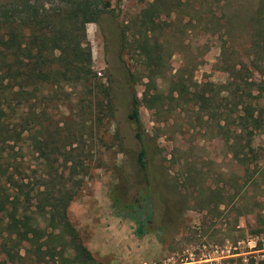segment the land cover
I'll list each match as a JSON object with an SVG mask.
<instances>
[{
    "label": "rangeland",
    "instance_id": "obj_1",
    "mask_svg": "<svg viewBox=\"0 0 264 264\" xmlns=\"http://www.w3.org/2000/svg\"><path fill=\"white\" fill-rule=\"evenodd\" d=\"M148 1L110 0L101 20L85 23L92 68L96 80L111 92L112 116L98 110L96 89L87 86H63L32 100L36 113L47 112L40 121L47 130L43 137L51 136L50 142L56 139L62 150L71 151V163L83 161L88 166L83 177L78 172L81 168H74L81 186L68 204V218L92 258L101 264H257L264 256V247L258 245L262 235L256 234V213L264 216V168L243 188L235 187L234 179L240 185L244 173L215 126L218 113L211 119L213 127L205 129L197 124L190 108L176 107L166 120L156 123L151 110L140 106L152 137L148 139L155 169L151 180L158 187L153 214L142 233L127 210L125 204L141 196L143 175L137 163L134 126L127 118L130 94L125 79L140 63L127 53L120 56L119 49L122 30L129 40L138 35L134 22ZM257 1L161 0L160 27L154 32L164 39L170 54L160 86L166 90L179 69L195 80L224 81L226 74L216 65L221 62L226 37L220 25L230 12L246 19ZM239 27L231 42L229 62L239 60L247 66L249 30L246 25ZM134 87L138 93L142 88L140 83ZM260 100L264 108V90ZM32 130L40 136L38 126ZM252 143L264 157V128ZM22 146V157L18 155L23 167L38 177L44 171V160L26 142ZM58 158L63 156L58 154ZM0 264L12 263L0 254ZM27 264L63 263L47 254Z\"/></svg>",
    "mask_w": 264,
    "mask_h": 264
},
{
    "label": "trees",
    "instance_id": "obj_2",
    "mask_svg": "<svg viewBox=\"0 0 264 264\" xmlns=\"http://www.w3.org/2000/svg\"><path fill=\"white\" fill-rule=\"evenodd\" d=\"M160 2L148 1L140 10L134 22L139 27L137 36L129 40L122 30L119 49L120 56L127 53L140 63L125 79L130 94L127 118L134 126L137 163L143 175L139 200L125 205L140 233L153 214L158 187L151 180L155 169L148 139L152 137L141 118V105L151 110L156 123L166 120L176 107L190 108L197 124L205 129L213 127L211 119L218 113L215 126L244 173L240 185L234 179L235 187L243 188L264 168L263 154L252 143L264 128L260 100L264 90V0L257 1L246 19L230 12L220 25L226 37L218 59L221 62L216 65L225 72L224 81L195 80L179 69L166 90L160 81L165 78L170 52L154 32L160 27ZM110 5V0H0V254L9 263L27 264L49 254L63 264H101L92 258L67 214L68 204L81 186L74 168L80 167L83 177L87 163H71V151L62 150L56 139L50 142L51 136L43 137L46 129L40 121L47 112L41 109L36 113L32 100L63 86H87L96 89L98 110L113 115L111 92L96 80L85 30V23H97ZM243 25L249 30L247 66L239 60L229 62L234 32ZM139 83L142 88L138 93L134 85ZM35 126L40 136L34 134ZM24 142L44 160V171L38 177L30 175L19 159ZM256 220V234L262 235L258 245L264 247L261 212L256 213ZM257 264H264V256Z\"/></svg>",
    "mask_w": 264,
    "mask_h": 264
},
{
    "label": "built area",
    "instance_id": "obj_3",
    "mask_svg": "<svg viewBox=\"0 0 264 264\" xmlns=\"http://www.w3.org/2000/svg\"><path fill=\"white\" fill-rule=\"evenodd\" d=\"M98 74H100V73H98ZM143 264H148V263L145 262V263H143Z\"/></svg>",
    "mask_w": 264,
    "mask_h": 264
}]
</instances>
